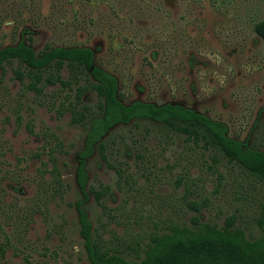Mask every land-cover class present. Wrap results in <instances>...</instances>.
I'll return each instance as SVG.
<instances>
[{
  "label": "rangeland",
  "instance_id": "rangeland-1",
  "mask_svg": "<svg viewBox=\"0 0 264 264\" xmlns=\"http://www.w3.org/2000/svg\"><path fill=\"white\" fill-rule=\"evenodd\" d=\"M263 20L264 0H0V49L89 48L124 105H180L260 147L264 42L255 27ZM28 71L13 60L0 72V264H88L74 207L85 129L72 111L85 107L88 125L101 99L91 77L66 62L38 72L36 89ZM85 172L93 234L129 259L194 218L221 226L234 217L248 238L259 235L258 182L159 124L112 127Z\"/></svg>",
  "mask_w": 264,
  "mask_h": 264
},
{
  "label": "trees",
  "instance_id": "trees-1",
  "mask_svg": "<svg viewBox=\"0 0 264 264\" xmlns=\"http://www.w3.org/2000/svg\"><path fill=\"white\" fill-rule=\"evenodd\" d=\"M255 30L264 42V20L256 25ZM13 60L28 68L33 78L30 83L32 89H36V83L40 81L38 72L51 64L60 68L66 62L91 77L90 90L101 99L99 114L92 113L88 125L85 107L72 111V121L85 129L84 148L78 155L75 173L81 197L74 207L88 264H264V145L255 147L246 141L230 138L223 123L180 105L156 106L139 101L124 105L117 93L116 78L93 64V52L89 48L52 47L37 54L29 44L18 41L15 45L1 47L0 72L5 63ZM47 80L49 83L60 81L59 77H48ZM80 92L78 89L77 98ZM142 120L159 124L187 141L213 150L258 182L263 192L262 209L255 219L258 237L248 238L243 229L235 226L234 217L226 219L221 226L194 218L191 226L174 224L166 233L154 235L139 249L141 256L133 259L102 244L100 238L93 234L84 206L88 200L85 163L94 146L100 144L112 127Z\"/></svg>",
  "mask_w": 264,
  "mask_h": 264
}]
</instances>
